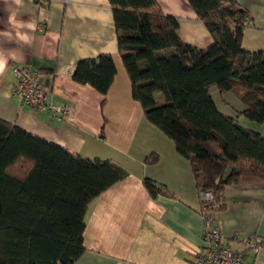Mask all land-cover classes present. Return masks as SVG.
<instances>
[{
  "label": "crops",
  "instance_id": "obj_1",
  "mask_svg": "<svg viewBox=\"0 0 264 264\" xmlns=\"http://www.w3.org/2000/svg\"><path fill=\"white\" fill-rule=\"evenodd\" d=\"M165 16L177 20L180 40L206 49L213 43L187 0H155ZM246 11L244 51L264 52V0H234ZM109 55L116 74L105 102L92 88L71 78L82 60ZM0 121L18 127L82 159L110 161L127 176L112 185L87 208L84 252L74 264H193L203 245L200 198L188 160L173 143L149 124L137 101L117 49L108 0H0ZM13 67L41 73L48 101L69 105L62 121L51 113H37L12 96ZM220 112L234 117L242 105L231 93L219 96L210 88ZM220 102L221 109L217 105ZM238 119L244 128L264 137V124ZM247 121V120H246ZM157 156V163L144 160ZM150 179L174 197L152 198L142 181ZM224 209L214 213L223 241L242 247L234 238L255 234L264 242V182L236 183L223 190ZM242 264H264V249L244 253Z\"/></svg>",
  "mask_w": 264,
  "mask_h": 264
},
{
  "label": "trees",
  "instance_id": "obj_2",
  "mask_svg": "<svg viewBox=\"0 0 264 264\" xmlns=\"http://www.w3.org/2000/svg\"><path fill=\"white\" fill-rule=\"evenodd\" d=\"M108 1L132 98L188 160L198 194L214 195L210 209H224L226 185L264 182V137L238 122L264 124V52L241 47L246 11L234 0H187L213 40L199 49L180 40L177 20L155 0ZM115 74L112 58L101 55L79 61L71 78L104 103ZM210 88L231 93L242 110L220 112ZM126 176L116 163L73 156L0 121V264H74L88 206ZM142 185L152 198L174 197L150 179Z\"/></svg>",
  "mask_w": 264,
  "mask_h": 264
},
{
  "label": "built area",
  "instance_id": "obj_3",
  "mask_svg": "<svg viewBox=\"0 0 264 264\" xmlns=\"http://www.w3.org/2000/svg\"><path fill=\"white\" fill-rule=\"evenodd\" d=\"M248 24L249 21L244 19L242 26L246 27ZM12 74L15 77V86L11 94L21 106L29 107L37 113H51L58 121L72 114L69 105L56 106L48 101L39 71L13 67ZM199 198V214L203 222V245L193 255V264H242L245 252L258 253L264 249V242L255 234H249L241 239L235 237L234 241L240 244L242 250L232 249L223 241L222 234L214 222L215 212L210 209L215 205L214 195L205 192L199 194Z\"/></svg>",
  "mask_w": 264,
  "mask_h": 264
},
{
  "label": "clouds",
  "instance_id": "obj_4",
  "mask_svg": "<svg viewBox=\"0 0 264 264\" xmlns=\"http://www.w3.org/2000/svg\"><path fill=\"white\" fill-rule=\"evenodd\" d=\"M5 66H6V61L0 58V72L4 70Z\"/></svg>",
  "mask_w": 264,
  "mask_h": 264
},
{
  "label": "rangeland",
  "instance_id": "obj_5",
  "mask_svg": "<svg viewBox=\"0 0 264 264\" xmlns=\"http://www.w3.org/2000/svg\"><path fill=\"white\" fill-rule=\"evenodd\" d=\"M216 102H217V105H218V107H220V108H221L220 102H219V101H217V100H216ZM221 109H224V108H221ZM244 122H248V121H246V120H245ZM248 123H249V122H248Z\"/></svg>",
  "mask_w": 264,
  "mask_h": 264
}]
</instances>
